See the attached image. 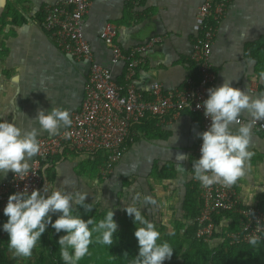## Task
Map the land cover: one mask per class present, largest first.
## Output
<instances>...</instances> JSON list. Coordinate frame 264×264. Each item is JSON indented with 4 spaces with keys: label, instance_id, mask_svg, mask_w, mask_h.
I'll use <instances>...</instances> for the list:
<instances>
[{
    "label": "crops",
    "instance_id": "obj_1",
    "mask_svg": "<svg viewBox=\"0 0 264 264\" xmlns=\"http://www.w3.org/2000/svg\"><path fill=\"white\" fill-rule=\"evenodd\" d=\"M59 1L63 0H0V119L12 122L14 118L22 136L35 128L37 140L55 136L39 125V109H44L46 115L53 107L67 109L71 117L82 102L88 76V63L62 53L40 27L45 8ZM202 1L92 0L84 17V37L95 61L107 68L117 83H122L123 65L112 63L109 49L99 39L104 26L117 27V41L123 51L154 36L157 42L143 55L145 63L135 76L136 89L145 98L154 83L161 84L164 90L180 89L187 78L197 79L190 54L198 34L195 13ZM210 60L215 72L214 88L227 80L251 99L264 93V81L259 78V72L264 71V0H233L229 4L217 29ZM13 76H19V80H13ZM251 117L248 109H241L238 116L245 121ZM153 120V126H135L134 136L105 174L101 167L97 171V155L65 147L63 154L52 159L42 172L41 191L49 187L50 194L55 187L66 193L87 192L85 205L112 209L116 220L127 216L124 208L133 203L138 193L135 203L147 220L160 224L168 233L180 224L185 229L191 224L184 209H192L190 197L198 207L193 149L201 138V119L183 111L163 121ZM260 120L264 123V119ZM241 126L232 122L227 131L240 135ZM67 127L60 122L57 134ZM246 150L254 155L246 161L245 175L234 186L244 205L261 206L264 134L251 127ZM179 153L187 154V158L178 159ZM34 158L29 160L30 165ZM247 187L260 190L249 204L244 202ZM71 206L75 208L77 204L73 201ZM230 223V219L220 221L222 226Z\"/></svg>",
    "mask_w": 264,
    "mask_h": 264
},
{
    "label": "built area",
    "instance_id": "obj_2",
    "mask_svg": "<svg viewBox=\"0 0 264 264\" xmlns=\"http://www.w3.org/2000/svg\"><path fill=\"white\" fill-rule=\"evenodd\" d=\"M232 1L203 0L197 8L195 23L198 34L190 54L197 79L189 77L180 89L174 90H164L161 84L154 83L148 98L136 89L135 76L145 63L143 55L152 50L156 38L123 51L117 41V27L113 24L104 26L99 39L109 49L112 63H121L124 69L123 82L117 83L111 72L95 61L91 46L84 37V17L92 0H63L46 7L40 27L49 34L62 53L73 60L88 63L87 81L82 102L70 117L71 125L54 137L38 139L40 152L31 163L29 176L20 181L19 177L14 178L12 174L9 181L0 184V212L3 213L10 193L23 188L29 192L34 188L40 189L42 172L52 159L63 154L65 147L85 155L102 152L106 162L101 171L105 174L117 163L124 144L134 136L135 126L145 119L163 121L167 116L175 117L183 111H189L200 117L201 133L209 130L212 121L209 116H205L203 102L207 99V90L214 88L215 82L211 50L217 29ZM238 119V125L253 121V117L247 121ZM252 127L264 134L261 120L252 123ZM65 133L70 135L66 136ZM202 143L200 138L193 149L196 161L200 158ZM206 174L210 175L211 170H207ZM193 182L200 205V212L194 220L196 239L211 246L214 235L222 233L229 245H249L251 236L259 237L257 243L264 242L263 206L244 205L234 185L225 187L221 183H213L204 187L196 175ZM224 213L237 215L236 229L229 230L228 226L215 223V217L221 216L223 219ZM224 220L229 221L226 217Z\"/></svg>",
    "mask_w": 264,
    "mask_h": 264
},
{
    "label": "clouds",
    "instance_id": "obj_3",
    "mask_svg": "<svg viewBox=\"0 0 264 264\" xmlns=\"http://www.w3.org/2000/svg\"><path fill=\"white\" fill-rule=\"evenodd\" d=\"M259 78L264 81V71L259 72ZM12 79L18 81L19 76H13ZM207 91L208 96L203 106L205 116H209L212 123L209 130L200 134L203 143L200 147V158L195 163V175L204 187L211 186L213 183L231 187L238 178L245 175L246 161L254 155L246 149L249 145L252 123L264 119V93H261L257 99H251L242 90L232 87L231 82L227 80L219 87L209 88ZM241 109H248L253 121L239 128L240 135L229 134L227 131L229 124L240 123L238 116ZM37 120L41 128L50 136L57 134L60 122L66 126L72 123L67 109L55 107L47 115L44 109H39ZM39 152L40 143L37 140L35 128L22 136L21 129L14 123V118L12 122L0 119V176L3 179L12 173L14 178L19 177L20 181L25 180L31 170L29 160ZM177 158L186 159L187 154L179 153ZM207 170H211L210 175L206 174ZM245 191L247 194L244 202L249 204L260 190L247 187ZM48 193L49 187H44L43 191L34 188L30 192L23 188L7 196L3 208V215L7 217V220L0 227L8 234V247L14 249L15 254L31 256V249L48 224H51L57 233L61 230L67 233L59 237L58 242L61 245V258L70 264H76L88 253L87 246L92 242L93 232L100 233L96 237L98 243L112 244L113 234L118 229L112 209L107 210L102 219L84 220L79 215L73 214L71 205L74 201L75 204L90 210L91 205L84 204L87 192L66 193L52 187L50 194ZM138 196L137 193L133 197V203L124 208L125 213L133 220L135 226L133 236L138 246V254L130 264H162L166 260H171L173 248L166 240L157 243L161 233L137 208L135 201ZM145 200L155 203L151 197H145ZM57 212L60 215L53 221L49 213ZM89 225H92L91 229ZM258 239L257 236H251L249 243L256 245ZM69 247L74 249L73 255H69Z\"/></svg>",
    "mask_w": 264,
    "mask_h": 264
},
{
    "label": "trees",
    "instance_id": "obj_4",
    "mask_svg": "<svg viewBox=\"0 0 264 264\" xmlns=\"http://www.w3.org/2000/svg\"><path fill=\"white\" fill-rule=\"evenodd\" d=\"M141 123L153 126L155 121L149 118L143 120ZM95 155H97L94 159L96 160V167H98L97 171L99 173V168L105 165L106 157L102 152ZM99 155L102 156V159H100ZM92 171L94 172V170ZM194 192L198 201L197 189ZM189 203L192 209H184L188 213L186 218L187 220H191V224L185 229L184 225L180 224L174 228L173 232L168 233L160 224H154L161 233L157 243L166 240L173 248L171 260H166L162 264H264V242L257 243L256 245H229L222 233L214 235L211 246L196 239L194 237L196 231L194 220L200 212V205L198 202V207L197 204L195 206V202L191 197L189 198ZM261 206L264 207V203ZM72 209L74 215H79L84 220L89 218L94 220L102 219L106 212L100 209V205H91L90 210L82 205H77ZM49 215L55 221L60 213H49ZM223 215L224 218L226 217L231 220L230 225H228L229 230L236 229L237 215L231 213H224ZM6 220L7 217L0 212V226ZM114 220L118 225V229L113 234L112 244L105 245L98 243L96 237L100 233L93 232L91 237L92 242L87 246L88 253L77 261L76 264H130L136 258L138 246L137 240L133 236L135 226L132 218L127 215L124 218L116 220L114 216ZM220 221H222L221 216L215 217L216 224H219ZM89 228L91 229L92 225H89ZM224 228L222 227V229ZM182 229H184V232L181 235L180 231ZM66 234L65 230L57 233L51 227V224H48L45 231L38 238L35 246L31 249V256L23 255L24 258H22V254L17 255L14 249L8 247V234L0 227V264H70V262H66L61 258V245L58 242L59 237ZM68 252L69 255H73L74 249L69 247ZM20 257L21 261H19Z\"/></svg>",
    "mask_w": 264,
    "mask_h": 264
},
{
    "label": "water",
    "instance_id": "obj_5",
    "mask_svg": "<svg viewBox=\"0 0 264 264\" xmlns=\"http://www.w3.org/2000/svg\"><path fill=\"white\" fill-rule=\"evenodd\" d=\"M154 36H152V37H149L148 39H146L145 41H143V42H141V43H137L135 46H137V45H142V44H145V43H147L151 38H153ZM10 178H11V175H9L7 178H6V180L5 181H9L10 180Z\"/></svg>",
    "mask_w": 264,
    "mask_h": 264
},
{
    "label": "rangeland",
    "instance_id": "obj_6",
    "mask_svg": "<svg viewBox=\"0 0 264 264\" xmlns=\"http://www.w3.org/2000/svg\"><path fill=\"white\" fill-rule=\"evenodd\" d=\"M21 256H22V258H24V256H23V255H21ZM19 261H21V257H20Z\"/></svg>",
    "mask_w": 264,
    "mask_h": 264
}]
</instances>
